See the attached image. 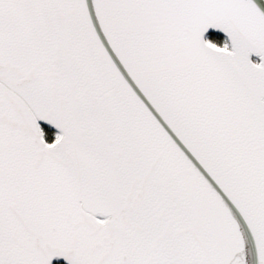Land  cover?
<instances>
[{
    "label": "snow or ice",
    "instance_id": "1",
    "mask_svg": "<svg viewBox=\"0 0 264 264\" xmlns=\"http://www.w3.org/2000/svg\"><path fill=\"white\" fill-rule=\"evenodd\" d=\"M0 264H264V0H0Z\"/></svg>",
    "mask_w": 264,
    "mask_h": 264
}]
</instances>
